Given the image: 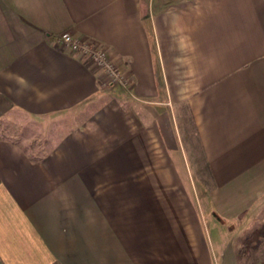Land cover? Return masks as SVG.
<instances>
[{
	"label": "crops",
	"instance_id": "crops-1",
	"mask_svg": "<svg viewBox=\"0 0 264 264\" xmlns=\"http://www.w3.org/2000/svg\"><path fill=\"white\" fill-rule=\"evenodd\" d=\"M1 121L45 146L0 135V264H237L264 221V0H0Z\"/></svg>",
	"mask_w": 264,
	"mask_h": 264
},
{
	"label": "built area",
	"instance_id": "built-area-1",
	"mask_svg": "<svg viewBox=\"0 0 264 264\" xmlns=\"http://www.w3.org/2000/svg\"><path fill=\"white\" fill-rule=\"evenodd\" d=\"M55 42L69 52L81 55L88 63L99 69L104 76L105 83L108 85L127 89V80L118 67L109 59L105 47L99 42L82 39L68 32L56 36Z\"/></svg>",
	"mask_w": 264,
	"mask_h": 264
},
{
	"label": "rangeland",
	"instance_id": "rangeland-1",
	"mask_svg": "<svg viewBox=\"0 0 264 264\" xmlns=\"http://www.w3.org/2000/svg\"><path fill=\"white\" fill-rule=\"evenodd\" d=\"M104 83H105V80H104ZM105 86L107 88L118 87V86H114V85H108L107 83H105ZM1 122H2V125H1V129H0V135L10 134V135L15 136V137H21V139L23 140V143H24V147L26 149H31L34 153H36L37 149H40L39 147L45 146L43 134L40 132V129L37 127H32L31 125H29L28 122H26V121H18L15 123L8 122V121L7 122L1 121ZM1 122H0V124H1ZM191 141H192V143L189 144V145H191V153L196 158L193 161L194 163L192 164L193 170H194V176H195V178H197V184L199 185V187H201L200 185H202V183L203 184L209 183V178L207 176L205 165H204L203 159L201 157V154L199 152V148H198V146H197V144L193 138ZM189 148H190V146H189ZM41 149L39 151H41ZM261 219H264V209H263ZM208 228H209V230H211L212 234H215L219 231L220 226L216 225V224H214V226L209 224ZM213 228H216V229H213Z\"/></svg>",
	"mask_w": 264,
	"mask_h": 264
},
{
	"label": "trees",
	"instance_id": "trees-1",
	"mask_svg": "<svg viewBox=\"0 0 264 264\" xmlns=\"http://www.w3.org/2000/svg\"><path fill=\"white\" fill-rule=\"evenodd\" d=\"M235 251L237 264H257L264 259V221L240 236Z\"/></svg>",
	"mask_w": 264,
	"mask_h": 264
}]
</instances>
